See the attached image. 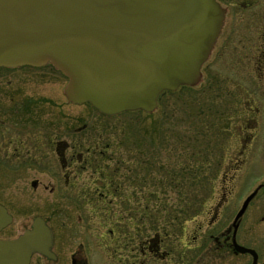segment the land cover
<instances>
[{"label":"rangeland","instance_id":"obj_1","mask_svg":"<svg viewBox=\"0 0 264 264\" xmlns=\"http://www.w3.org/2000/svg\"><path fill=\"white\" fill-rule=\"evenodd\" d=\"M219 2L226 8L220 36L196 85L165 91L149 113L108 116L89 103H68L66 138L74 152H82V162L65 167L53 147L42 146L26 149L33 155L29 163L24 154H12L0 164V203L13 216L0 238L17 236L39 215L61 247L82 242L90 264L97 252L117 263L123 253L110 255L109 236L156 235L169 223L167 235L177 231L205 242L231 224L244 198L258 188L239 219L237 240L254 248L256 264H264V0ZM29 71L35 77L60 75L50 66ZM81 124L80 134L71 132ZM197 160L204 163L196 166ZM102 167L115 174L119 191L103 183ZM175 220L178 228L171 226ZM210 261L252 259L231 254Z\"/></svg>","mask_w":264,"mask_h":264},{"label":"water","instance_id":"obj_2","mask_svg":"<svg viewBox=\"0 0 264 264\" xmlns=\"http://www.w3.org/2000/svg\"><path fill=\"white\" fill-rule=\"evenodd\" d=\"M224 16L218 0H0V66L51 64L67 77L71 103L105 115L152 112L162 91L200 81ZM12 220L0 203V231ZM52 247L53 230L37 215L22 233L0 238V264H29L34 253L54 259ZM234 248L256 264L254 249Z\"/></svg>","mask_w":264,"mask_h":264},{"label":"flooded vegetation","instance_id":"obj_3","mask_svg":"<svg viewBox=\"0 0 264 264\" xmlns=\"http://www.w3.org/2000/svg\"><path fill=\"white\" fill-rule=\"evenodd\" d=\"M46 66L54 68L51 64L18 67L0 66V164L6 163V158L12 154L15 157L24 154L22 161L29 163L33 155L26 152V149L41 148L42 146L53 147L56 161L64 163L65 167L68 164L80 163L85 159L81 151H73L72 145L66 138L69 133L66 121L67 104L71 103L63 91L67 77L56 68L54 70L58 71L61 76L35 77L29 74L30 69H40ZM71 104L75 105L74 103ZM43 111H47L48 114L45 115ZM221 112L222 110H220ZM220 120L224 121L222 113ZM83 126V124L75 126L76 128L71 132L76 135L80 134ZM81 137L82 135L76 137V147L81 146V140H79ZM9 145L11 149L5 151V147ZM68 148H71L69 155ZM107 173L108 179L103 177L102 173L100 175L103 183L105 181L109 183L111 192L119 191V184L113 178L115 174L110 171ZM69 178L70 176L66 175L68 183ZM50 188L53 189V187ZM158 192L159 189L156 190V193ZM101 193L104 194V192ZM143 196L146 195L143 194ZM126 199L127 196L125 195L123 198L124 206ZM145 201L147 200L145 199ZM146 208L147 204L143 206V211ZM173 221L171 226L178 228V221L175 220L174 223ZM239 223L234 229L232 221L219 234H209L205 242L201 241L200 236L179 235L177 231L172 235L109 236L110 242L113 241L114 250L113 253L109 254L112 256L117 251L122 250L124 259L120 257L116 263L113 258L108 262L101 257V252H97V257L92 259V262L93 264H213L210 261L211 257L218 256L224 260L227 255L231 254L235 256L249 255L252 259L250 252H239L234 248L235 242L241 244L237 240ZM142 224L140 222L138 225L142 226ZM169 225V223L164 224V226ZM155 226L159 227L160 224L156 223ZM110 232H113V229ZM52 250L55 254L54 259L34 253L29 264H90L88 248L82 242L74 247H61L53 237Z\"/></svg>","mask_w":264,"mask_h":264},{"label":"trees","instance_id":"obj_4","mask_svg":"<svg viewBox=\"0 0 264 264\" xmlns=\"http://www.w3.org/2000/svg\"><path fill=\"white\" fill-rule=\"evenodd\" d=\"M181 87H190V86H185V85H183V86H180L179 88H181ZM166 91H169V90H166ZM164 92L165 91H162L161 93H160V95H159V97H158V99L161 97V95H163L164 94ZM204 163L203 161H200V162H198V160H197V164H196V166H198L200 163ZM196 166L194 167V169H195V174H196ZM184 170V169H183ZM183 170H182V172H183ZM193 171V170H192ZM100 172L102 173V176L103 177H106L107 179L109 178V176H108V173L107 172H109L108 171V168H106V167H102L101 169H100ZM173 174L174 173H171L170 175L173 177ZM200 174V173H199ZM170 179H172V178H170ZM195 179H196V177H195ZM195 183H197L198 184V182L197 181H194V184ZM106 185H107V187H108V184L106 183ZM173 185V184H172ZM196 205H195V209L193 210V211H195V212H197V209H196ZM193 213L192 215H190V216H194L196 213ZM180 222H181V219L179 220V224H180ZM178 224V225H179ZM181 226V225H180ZM180 226H179V229H180ZM176 228V227H175ZM158 234V233H157ZM168 234V231H167V228L165 227V226H163V228H161V231H160V233H159V235H167Z\"/></svg>","mask_w":264,"mask_h":264}]
</instances>
